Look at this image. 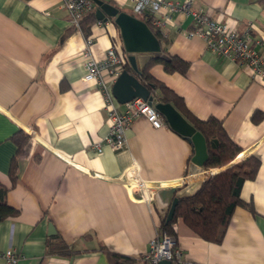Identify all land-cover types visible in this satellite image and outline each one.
Segmentation results:
<instances>
[{
    "label": "crops",
    "instance_id": "obj_1",
    "mask_svg": "<svg viewBox=\"0 0 264 264\" xmlns=\"http://www.w3.org/2000/svg\"><path fill=\"white\" fill-rule=\"evenodd\" d=\"M104 1L132 14L129 0ZM193 8L235 33L248 30L260 41L255 49L264 51V0H194ZM192 28L191 17L175 11L158 29L161 46L189 63L185 74L168 73L151 61L147 72L180 97L190 115L222 123L241 149L228 164L250 155L260 164L240 190L254 212L236 206L219 243L201 239L178 219L177 243L192 264H264V82L250 67L215 55L202 39L188 36ZM88 37L95 59L110 46L126 59L111 18L94 21ZM84 48L81 26L70 22L60 0H0V184L7 188V206L17 210L0 221V250L16 251L15 264H108L101 246L139 257L161 231L169 207L166 197L155 193L174 187L173 196L190 195L220 171L221 166L204 169L192 161V143L165 121L153 128L135 118L124 131L125 147L113 150L104 140V97L97 85L83 80ZM20 130L28 139L18 149L13 135ZM131 168L147 183L149 203L133 199L118 179ZM54 235L77 252L47 254ZM0 264L7 263L0 258Z\"/></svg>",
    "mask_w": 264,
    "mask_h": 264
},
{
    "label": "built area",
    "instance_id": "obj_2",
    "mask_svg": "<svg viewBox=\"0 0 264 264\" xmlns=\"http://www.w3.org/2000/svg\"><path fill=\"white\" fill-rule=\"evenodd\" d=\"M67 11L70 22L80 29L81 18L92 10L90 0H60ZM194 0H184L182 3L169 0H129L131 13L143 16L152 27L159 29L166 22L171 21L175 11H181L191 17L193 28L188 36H197L204 42L206 48L213 54L229 58L239 65H246L264 82V51H258L254 40L248 30L241 34L235 33L226 24L213 20L207 13L193 8ZM92 39L85 37V48L82 53L85 69L83 80L94 83L104 97L107 109L108 133L105 137L113 150L125 147L124 131L130 123L138 117H143L153 128L165 125L162 116L152 104L142 98H133L122 104L119 110L118 103L113 97L111 86L123 70L124 59L114 46L106 49L101 59H95L90 52ZM94 147L100 151V144ZM129 189L133 199L149 203L151 195L146 194L147 183L135 175L134 169H129L118 177ZM19 254L11 248L0 250V258L7 264H15ZM148 264H157L160 260H169L171 264H192L182 257L175 234L158 231L149 241V248L142 255Z\"/></svg>",
    "mask_w": 264,
    "mask_h": 264
},
{
    "label": "trees",
    "instance_id": "obj_3",
    "mask_svg": "<svg viewBox=\"0 0 264 264\" xmlns=\"http://www.w3.org/2000/svg\"><path fill=\"white\" fill-rule=\"evenodd\" d=\"M94 7V4H92V10L80 20L81 30L85 37L90 35V26L96 21ZM139 18L151 29L160 45L163 44L164 41L160 31L152 27L150 22L144 19L143 16H139ZM161 52L166 54L169 59H154L150 63H161L168 73H186L189 67L188 62L178 56L170 55L162 46ZM147 67L136 74L124 59L123 69L134 73L138 80L152 91V95L157 102L171 103L202 134L207 152L206 160L201 165L202 168L223 166L232 161L241 149L228 136L222 123L216 118L211 117L200 120L190 115L182 99L165 84L154 79L147 72ZM257 119L258 117L255 116L254 120ZM13 139L19 149L28 139V135L20 130L13 135ZM11 162L13 165L14 158ZM259 164V159L254 155H250L204 179L192 194L178 197L172 218L168 221L162 219L159 229L175 234L174 224L178 219H181L201 239L207 242L219 243L223 239L231 214L236 206H245L248 210L254 212L252 203L241 199L240 190L245 181L252 180L256 176ZM9 178L12 184L16 182L15 168L11 167ZM6 192L7 188L0 184V221L17 214V210L7 206ZM100 249L104 252L108 264H148L142 259V255L139 257L123 255L110 251L105 246H101ZM76 252L59 235L51 236L47 240L46 253L49 255L70 257Z\"/></svg>",
    "mask_w": 264,
    "mask_h": 264
},
{
    "label": "water",
    "instance_id": "obj_4",
    "mask_svg": "<svg viewBox=\"0 0 264 264\" xmlns=\"http://www.w3.org/2000/svg\"><path fill=\"white\" fill-rule=\"evenodd\" d=\"M91 1L96 5L94 11L96 20L107 21L111 18L114 24L117 25L126 60L134 73L138 74L142 72L148 63L154 59H169L166 54L161 52L160 42L143 20L119 10L104 0ZM134 73L126 69L120 72L111 86L113 97L119 104H124L133 98H142L152 104L172 130L192 143L194 148L192 161L198 165H202L207 157L206 144L202 134L171 103L157 102L156 98L152 95V91L141 83ZM231 164L221 166L218 170L224 169ZM174 191V187L159 189L154 195L155 198L158 195L166 197L167 206L169 207L164 214L165 221L172 218L177 204L178 197L173 196ZM157 264H171V262L169 260H160Z\"/></svg>",
    "mask_w": 264,
    "mask_h": 264
}]
</instances>
